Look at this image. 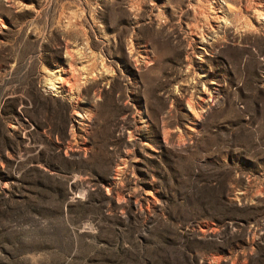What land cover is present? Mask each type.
Listing matches in <instances>:
<instances>
[{
	"label": "rangeland",
	"instance_id": "374dc122",
	"mask_svg": "<svg viewBox=\"0 0 264 264\" xmlns=\"http://www.w3.org/2000/svg\"><path fill=\"white\" fill-rule=\"evenodd\" d=\"M0 264H264V0H0Z\"/></svg>",
	"mask_w": 264,
	"mask_h": 264
}]
</instances>
